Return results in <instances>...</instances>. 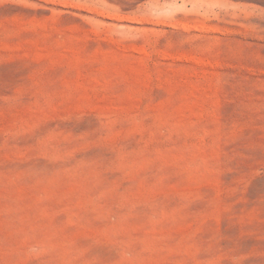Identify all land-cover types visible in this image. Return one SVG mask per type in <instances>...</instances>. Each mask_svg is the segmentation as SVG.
<instances>
[{"label":"rangeland","instance_id":"obj_1","mask_svg":"<svg viewBox=\"0 0 264 264\" xmlns=\"http://www.w3.org/2000/svg\"><path fill=\"white\" fill-rule=\"evenodd\" d=\"M0 264H264V0H0Z\"/></svg>","mask_w":264,"mask_h":264}]
</instances>
